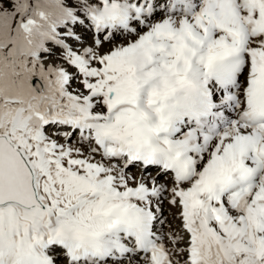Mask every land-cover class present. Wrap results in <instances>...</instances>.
I'll list each match as a JSON object with an SVG mask.
<instances>
[{
  "label": "snow or ice",
  "instance_id": "6c2138e0",
  "mask_svg": "<svg viewBox=\"0 0 264 264\" xmlns=\"http://www.w3.org/2000/svg\"><path fill=\"white\" fill-rule=\"evenodd\" d=\"M0 264H264V0H0Z\"/></svg>",
  "mask_w": 264,
  "mask_h": 264
},
{
  "label": "rangeland",
  "instance_id": "374dc122",
  "mask_svg": "<svg viewBox=\"0 0 264 264\" xmlns=\"http://www.w3.org/2000/svg\"><path fill=\"white\" fill-rule=\"evenodd\" d=\"M175 211H176L175 209L172 210L173 213H174ZM164 216L167 218V223H166L167 225L164 224V226H163V231H164L165 233H168L169 231H173V230H175L176 227H177L178 224H179V221H173V219H172V213H170V212L168 211V207H167L166 204H165ZM165 243L167 244L168 241L165 240Z\"/></svg>",
  "mask_w": 264,
  "mask_h": 264
},
{
  "label": "bare ground",
  "instance_id": "6f19581e",
  "mask_svg": "<svg viewBox=\"0 0 264 264\" xmlns=\"http://www.w3.org/2000/svg\"><path fill=\"white\" fill-rule=\"evenodd\" d=\"M167 225V224H166Z\"/></svg>",
  "mask_w": 264,
  "mask_h": 264
}]
</instances>
